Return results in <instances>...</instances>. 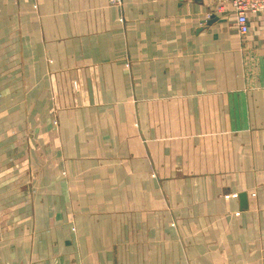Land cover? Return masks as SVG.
I'll return each mask as SVG.
<instances>
[{"label":"crops","instance_id":"1","mask_svg":"<svg viewBox=\"0 0 264 264\" xmlns=\"http://www.w3.org/2000/svg\"><path fill=\"white\" fill-rule=\"evenodd\" d=\"M218 2L0 0V264H264V11Z\"/></svg>","mask_w":264,"mask_h":264},{"label":"built area","instance_id":"2","mask_svg":"<svg viewBox=\"0 0 264 264\" xmlns=\"http://www.w3.org/2000/svg\"><path fill=\"white\" fill-rule=\"evenodd\" d=\"M118 3L119 0H110ZM264 11V0H219L213 6V12L232 13L235 19L237 31L240 35H245L249 31V13H258ZM236 196V194H232Z\"/></svg>","mask_w":264,"mask_h":264},{"label":"water","instance_id":"3","mask_svg":"<svg viewBox=\"0 0 264 264\" xmlns=\"http://www.w3.org/2000/svg\"><path fill=\"white\" fill-rule=\"evenodd\" d=\"M213 20H215V17H214V16H212V17L210 18L209 23H210L211 21H213ZM238 197H239V199H240L242 202L245 203L246 194L241 193V194L238 195Z\"/></svg>","mask_w":264,"mask_h":264}]
</instances>
